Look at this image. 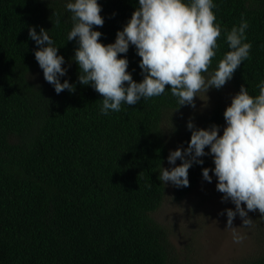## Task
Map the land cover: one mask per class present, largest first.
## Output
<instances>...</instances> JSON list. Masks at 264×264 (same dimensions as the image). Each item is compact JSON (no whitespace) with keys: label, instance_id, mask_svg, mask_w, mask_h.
Listing matches in <instances>:
<instances>
[{"label":"trees","instance_id":"trees-1","mask_svg":"<svg viewBox=\"0 0 264 264\" xmlns=\"http://www.w3.org/2000/svg\"><path fill=\"white\" fill-rule=\"evenodd\" d=\"M221 26L209 78L229 51L226 31L248 22L249 56L221 88L234 96L244 85L259 94L264 80V0H213ZM67 0H0V264H176L167 230L152 217L164 198L160 167L170 149L187 147L191 131L170 86L160 96L100 113L102 95L78 80L72 59L78 47L67 41L73 26ZM100 42L113 43L136 10L138 0H98ZM29 27L48 31L64 57L61 77L75 85L57 94L34 56L39 46ZM133 80L143 79L140 57L126 54ZM214 90L219 89L213 88ZM227 91V90H225ZM221 93H223L221 91ZM221 102L214 100L199 128L220 126ZM208 152V147H205ZM188 169L189 186L173 185L183 199L214 168L211 155ZM181 163L179 159L178 165ZM264 232V216L248 212ZM229 264H264V244Z\"/></svg>","mask_w":264,"mask_h":264},{"label":"clouds","instance_id":"clouds-1","mask_svg":"<svg viewBox=\"0 0 264 264\" xmlns=\"http://www.w3.org/2000/svg\"><path fill=\"white\" fill-rule=\"evenodd\" d=\"M138 7L122 30L116 32L115 41L100 42L102 33L93 26H103L98 0H67L66 9L72 13L73 26L67 41L75 39L78 47L72 58L79 67L78 80L90 85L102 95L100 113L119 112L121 105H134L141 99L160 96L170 86L171 94L177 97L179 106L195 107L194 97L209 88L220 89L230 80L235 70L248 58L251 43L246 40L248 22L241 17L239 26L226 31L229 47L216 69L208 73L211 58L216 55L217 38L221 26L216 23L213 0H138ZM28 35L39 46L34 56L43 71L44 79L54 86L57 94L67 89L75 91V85L60 78L67 72L64 57L58 55V47L48 31L29 27ZM136 49L141 58L139 68L143 79L136 82L127 71L126 54L129 46ZM259 94L249 95L244 85L240 86L223 113L225 127L218 135L220 126L197 128L192 120L187 122L191 131L188 145L183 150H170L169 165L160 167L158 179L176 187L189 186L188 169L193 163L203 164L205 155H211L216 177V190L223 193L222 202L230 200L235 209H224L226 227L233 229V238L239 242L233 220L239 215L243 226L251 224L248 212L258 210L264 216V80L257 85ZM208 152H205V147ZM210 169L202 168V177L212 181ZM242 204L244 207H242Z\"/></svg>","mask_w":264,"mask_h":264},{"label":"rangeland","instance_id":"rangeland-1","mask_svg":"<svg viewBox=\"0 0 264 264\" xmlns=\"http://www.w3.org/2000/svg\"><path fill=\"white\" fill-rule=\"evenodd\" d=\"M226 88H220V92L213 88H209L207 92L199 91L196 94L198 97H194L195 107L185 105V120H192L199 128L198 118L209 113L215 99L221 102L225 111L233 97ZM169 152L162 165L164 168L174 167L179 163L178 158L176 165L168 164ZM209 169L212 181L209 183L201 177L190 193L179 201L172 198L173 184H164L163 201L151 213L155 221L167 230L176 264H229L232 260L255 253L256 248L264 244V232H261L260 225L254 220L250 225L243 226L238 214L234 218L233 227H237L235 232L242 237L239 242L233 238V229L225 228L227 216L221 213L227 208L234 210L235 205L230 200L222 202L224 194L216 190L217 180L212 168ZM248 217L250 218L249 215Z\"/></svg>","mask_w":264,"mask_h":264}]
</instances>
